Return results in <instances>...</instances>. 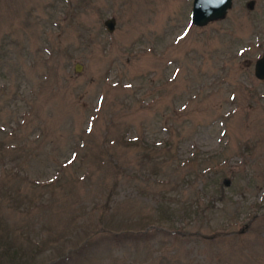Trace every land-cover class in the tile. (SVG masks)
<instances>
[{
    "label": "rangeland",
    "instance_id": "1",
    "mask_svg": "<svg viewBox=\"0 0 264 264\" xmlns=\"http://www.w3.org/2000/svg\"><path fill=\"white\" fill-rule=\"evenodd\" d=\"M192 1L0 0L12 263L264 264V0Z\"/></svg>",
    "mask_w": 264,
    "mask_h": 264
},
{
    "label": "water",
    "instance_id": "2",
    "mask_svg": "<svg viewBox=\"0 0 264 264\" xmlns=\"http://www.w3.org/2000/svg\"><path fill=\"white\" fill-rule=\"evenodd\" d=\"M233 0H193L190 12V23L197 27H204L209 23L225 18L227 11L231 8ZM114 18L104 21L106 29L111 32L114 29ZM254 76L264 80V47L261 55L253 65ZM78 70V65L77 68Z\"/></svg>",
    "mask_w": 264,
    "mask_h": 264
},
{
    "label": "trees",
    "instance_id": "3",
    "mask_svg": "<svg viewBox=\"0 0 264 264\" xmlns=\"http://www.w3.org/2000/svg\"><path fill=\"white\" fill-rule=\"evenodd\" d=\"M1 223H0V229H1ZM1 242V240H0ZM10 250H12V248H9ZM3 251H5L4 255H0V264H15L12 263V260L14 259V254L12 252H9L8 248L5 247L2 249ZM0 249V251H2ZM25 264V263H22Z\"/></svg>",
    "mask_w": 264,
    "mask_h": 264
}]
</instances>
